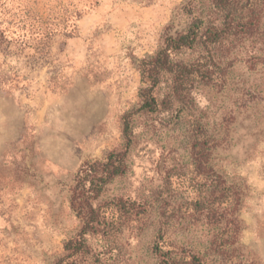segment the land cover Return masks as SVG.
<instances>
[{
	"label": "rangeland",
	"instance_id": "rangeland-1",
	"mask_svg": "<svg viewBox=\"0 0 264 264\" xmlns=\"http://www.w3.org/2000/svg\"><path fill=\"white\" fill-rule=\"evenodd\" d=\"M26 11L55 28L45 44L13 26ZM195 19L220 35L208 58L217 81L195 77L168 111L139 112L143 61ZM0 31L11 42L0 48V264L65 256L82 229L74 179L125 149L127 122L129 170L99 201L123 200L127 211L112 209L110 237H86L102 264H157L158 233L173 225L169 236L195 253L264 264V0H0ZM205 55L197 46L173 60ZM170 85L164 75L159 100ZM222 180L239 191L243 229L240 253L223 257L211 242L221 243L226 219L207 213Z\"/></svg>",
	"mask_w": 264,
	"mask_h": 264
},
{
	"label": "trees",
	"instance_id": "trees-1",
	"mask_svg": "<svg viewBox=\"0 0 264 264\" xmlns=\"http://www.w3.org/2000/svg\"><path fill=\"white\" fill-rule=\"evenodd\" d=\"M20 12V10H19ZM12 24L21 32L23 38L29 39L33 36L39 42L45 44L53 35L55 28L43 22L41 18L33 17L30 12L23 14L15 13L12 16ZM57 26V25H56ZM71 35V34H70ZM71 37V36H69ZM219 37V39H218ZM220 35L214 27H205L203 20L195 19L188 30L177 33L176 36H168L165 46L152 59L144 60L141 66L142 82L147 85L142 90V105L139 112L156 113L164 110L168 111L175 103H180L189 89L195 77L200 78L205 83L216 82L214 71L210 68L214 61H209L212 50L221 45ZM11 42L7 40L4 32L0 31V48L9 50ZM200 47L206 55L196 64L185 65L174 62L173 56L183 50H190ZM164 75L171 77L170 92L163 100H159L155 95L156 89L161 85ZM124 135L126 137L125 149L111 152L103 161L86 162L79 170L71 187L70 205L73 212L82 223V229L76 239L70 240L65 245V256L56 264H102L104 256L101 252L94 253L88 246L86 237L96 235L110 237L114 229L110 226V220L115 218L112 213L113 208L126 212L127 207L123 200L109 203H99L101 197L109 184L116 178L127 174L128 158L132 145V133L130 124L127 122ZM207 147V146H206ZM207 149V148H206ZM221 196L219 202L207 207L208 216H220L225 218L223 223L221 243L216 244V240L211 242V250L219 256H224L226 251L240 253V234L242 232L241 220L237 216L236 210L241 202L239 191L225 189L226 182L222 180ZM206 202H197V210L206 212ZM114 206V207H113ZM214 207V208H213ZM221 211V213H219ZM212 222V221H211ZM213 224L217 222L213 221ZM221 222L217 223V227ZM170 227L160 229L159 241L154 247L157 256V264H246L243 260L222 258L220 262L214 261L209 255H200L192 249H187L183 245L177 244L169 236Z\"/></svg>",
	"mask_w": 264,
	"mask_h": 264
}]
</instances>
